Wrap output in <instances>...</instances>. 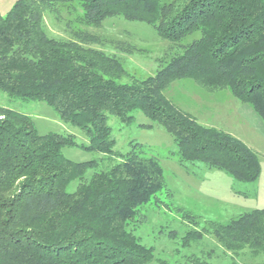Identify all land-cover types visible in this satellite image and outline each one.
Masks as SVG:
<instances>
[{
  "label": "trees",
  "instance_id": "16d2710c",
  "mask_svg": "<svg viewBox=\"0 0 264 264\" xmlns=\"http://www.w3.org/2000/svg\"><path fill=\"white\" fill-rule=\"evenodd\" d=\"M73 2L76 5H73ZM59 5L78 9L74 21L100 25L120 16L151 25L171 44L151 75L135 77L120 58L88 46L97 37L49 36L44 13ZM195 35L189 42H181ZM127 77V81L122 78ZM194 80L209 91L226 89L264 123V0H15L0 14V90L13 98L43 101L72 134H39L30 116L0 106V264H147L153 248L127 228L138 209L166 188L159 160L137 142L122 153L107 124L140 111L172 136L177 161L203 163L242 182L261 171L257 154L242 140L199 123L164 94L175 79ZM152 128V123L140 124ZM95 151L110 161L75 162L62 148ZM92 170L86 178L85 174ZM78 181L73 189H68ZM189 235H212L230 253L264 254V208L226 223L207 220ZM209 264L195 254L173 263Z\"/></svg>",
  "mask_w": 264,
  "mask_h": 264
},
{
  "label": "rangeland",
  "instance_id": "374dc122",
  "mask_svg": "<svg viewBox=\"0 0 264 264\" xmlns=\"http://www.w3.org/2000/svg\"><path fill=\"white\" fill-rule=\"evenodd\" d=\"M14 1L0 0V14L5 15ZM78 13V9L65 5L46 11L47 34L58 39H74L75 32L92 34L97 42L88 46L120 58L128 73L135 77L153 74L170 54L171 44L159 37L151 25L120 16L109 17L100 25H83L74 21ZM164 94L199 122L244 141L257 154L261 171L255 182H242L223 171L208 169L203 163L185 168L177 161L172 136L161 124L151 122L140 111L133 112L134 119L129 123L109 115L107 124L115 140L114 149L124 153L130 142L140 143L158 158L163 169L166 188L142 205L127 226L142 244L153 248V259L147 264H159V260L173 263L190 254L203 256L209 264H264V254L254 255L248 248L230 253L208 233H202L201 237L187 234L195 225L182 217L184 213L196 216V227L201 229L207 220L226 223L244 211L264 208V123L248 104L233 98L228 90L209 91L190 78L173 80ZM0 106L30 116L39 134H72L78 143H87L78 128L63 122L43 101L13 98L0 90ZM144 123H152L153 127L140 126ZM62 153L75 162L95 160L99 163L96 170L110 165L108 159H102L103 155L95 151L65 146ZM91 173L88 170L85 177ZM77 182H71L68 189H73Z\"/></svg>",
  "mask_w": 264,
  "mask_h": 264
},
{
  "label": "crops",
  "instance_id": "0c3cea01",
  "mask_svg": "<svg viewBox=\"0 0 264 264\" xmlns=\"http://www.w3.org/2000/svg\"><path fill=\"white\" fill-rule=\"evenodd\" d=\"M231 95V94H230ZM234 98V97H233ZM171 100V99H170ZM176 104V103H175ZM177 105V104H176ZM178 107H180L181 109H183L181 106H179V105H177ZM242 108V107H241ZM245 108V107H244ZM252 109V108H251ZM184 111H186L187 113H189L191 116H193L192 115V113H190L189 111H187V110H185V109H183ZM245 110H246V108H245ZM253 110V109H252ZM247 112V111H246ZM246 114H248V113H246ZM196 120H197V118L195 117V116H193ZM198 121V120H197ZM199 122V121H198ZM199 123H201V124H203V125H207V126H212V125H208V124H205V123H202V122H199ZM214 127V126H213ZM229 133V132H228ZM231 134V133H230ZM235 136V135H234ZM236 137V136H235ZM238 138V137H237ZM241 140V139H240ZM244 142V141H243ZM245 143V142H244ZM246 144V143H245ZM247 145V144H246ZM248 146V145H247ZM249 147V146H248ZM249 148H251V147H249ZM252 149V148H251ZM253 150V149H252ZM254 151V150H253ZM255 152V151H254Z\"/></svg>",
  "mask_w": 264,
  "mask_h": 264
}]
</instances>
